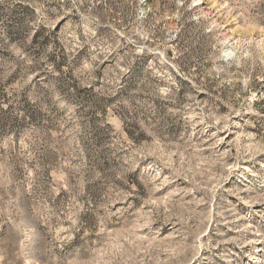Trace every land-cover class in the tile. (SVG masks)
<instances>
[{
  "label": "rangeland",
  "instance_id": "obj_1",
  "mask_svg": "<svg viewBox=\"0 0 264 264\" xmlns=\"http://www.w3.org/2000/svg\"><path fill=\"white\" fill-rule=\"evenodd\" d=\"M0 264H264V0H0Z\"/></svg>",
  "mask_w": 264,
  "mask_h": 264
}]
</instances>
